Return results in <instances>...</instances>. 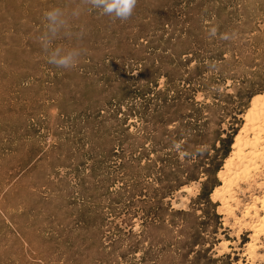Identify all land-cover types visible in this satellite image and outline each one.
I'll return each instance as SVG.
<instances>
[{"label": "rangeland", "instance_id": "rangeland-1", "mask_svg": "<svg viewBox=\"0 0 264 264\" xmlns=\"http://www.w3.org/2000/svg\"><path fill=\"white\" fill-rule=\"evenodd\" d=\"M263 94L264 0H0V264H264L261 158L212 195Z\"/></svg>", "mask_w": 264, "mask_h": 264}, {"label": "bare ground", "instance_id": "bare-ground-1", "mask_svg": "<svg viewBox=\"0 0 264 264\" xmlns=\"http://www.w3.org/2000/svg\"><path fill=\"white\" fill-rule=\"evenodd\" d=\"M248 130L253 133V137L248 136L246 133ZM260 158L264 164V94L252 98L244 127L235 138L232 152L225 161L224 169L218 174L221 185L216 187L212 195L220 200L221 205L228 212H231L229 200L232 198L233 186L240 180H248L250 178L251 169H256V162ZM257 166L258 170L259 162ZM257 170L252 171V173ZM262 185L264 186V180ZM259 210L262 211V214L258 213L260 212ZM251 212H254L253 218L256 220L250 225L252 241L247 243V246L248 250L252 252L255 247L254 242L258 240L260 235H264V192L260 197H255L253 204L245 208L241 217L244 219L252 218Z\"/></svg>", "mask_w": 264, "mask_h": 264}, {"label": "clouds", "instance_id": "clouds-1", "mask_svg": "<svg viewBox=\"0 0 264 264\" xmlns=\"http://www.w3.org/2000/svg\"><path fill=\"white\" fill-rule=\"evenodd\" d=\"M85 2L90 4L93 8L101 10L104 15L120 20H127L130 18L137 4V0H85ZM61 15L62 12L59 9L47 12L48 27L51 28L58 20L63 24L64 21L60 19ZM73 15H79V12H73ZM44 46L47 50L48 45ZM79 56L80 51L78 49H72L63 55H61V49H55L50 55L48 62L57 67L66 69L74 68L77 66V58Z\"/></svg>", "mask_w": 264, "mask_h": 264}]
</instances>
